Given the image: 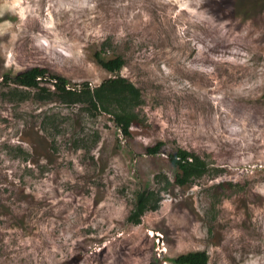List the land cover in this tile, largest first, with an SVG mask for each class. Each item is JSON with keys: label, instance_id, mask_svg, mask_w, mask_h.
<instances>
[{"label": "rangeland", "instance_id": "1", "mask_svg": "<svg viewBox=\"0 0 264 264\" xmlns=\"http://www.w3.org/2000/svg\"><path fill=\"white\" fill-rule=\"evenodd\" d=\"M242 1L0 0V82L40 67L93 89L115 76L100 53L141 101L123 136L85 103L1 84L0 264H264V0ZM177 150L208 164L182 186ZM142 191L158 208L133 224Z\"/></svg>", "mask_w": 264, "mask_h": 264}, {"label": "trees", "instance_id": "2", "mask_svg": "<svg viewBox=\"0 0 264 264\" xmlns=\"http://www.w3.org/2000/svg\"><path fill=\"white\" fill-rule=\"evenodd\" d=\"M244 1V0H243ZM242 2L236 4L237 13H245L251 8ZM253 9V8H252ZM95 62L105 71L115 76L103 81L98 87L91 89L88 84H83L79 90L66 88L64 78L49 74L40 67H31L14 75H4L1 84H13L15 87H22L37 91L41 100L56 94L63 102L68 104L85 103L93 110H100L110 115L117 129L123 136L130 135V127L136 120L135 107L139 106L140 94L125 78L117 75L124 65L122 58L115 57L104 59L100 53L94 54ZM51 83L53 90L43 88L42 82ZM161 148V143L145 149L146 154L155 155ZM169 161L178 171L175 175V182L184 185L185 179L198 171L205 170L207 162L193 153L185 150H177L169 156ZM159 199L151 191L138 192L135 196L133 208L129 214L128 221L138 224L140 218L146 211H154L158 208ZM173 264H208V256L205 252H188L170 260ZM150 264H161L154 258Z\"/></svg>", "mask_w": 264, "mask_h": 264}]
</instances>
